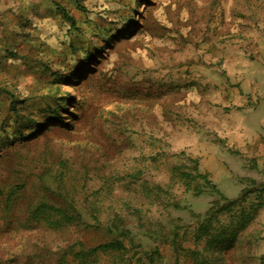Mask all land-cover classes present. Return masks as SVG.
<instances>
[{
    "label": "rangeland",
    "instance_id": "rangeland-1",
    "mask_svg": "<svg viewBox=\"0 0 264 264\" xmlns=\"http://www.w3.org/2000/svg\"><path fill=\"white\" fill-rule=\"evenodd\" d=\"M0 264H264V0H0Z\"/></svg>",
    "mask_w": 264,
    "mask_h": 264
},
{
    "label": "trees",
    "instance_id": "trees-1",
    "mask_svg": "<svg viewBox=\"0 0 264 264\" xmlns=\"http://www.w3.org/2000/svg\"><path fill=\"white\" fill-rule=\"evenodd\" d=\"M70 21L72 22V19H70ZM69 97V96H68ZM66 97V99L68 98ZM64 102L62 101V103L60 104L61 108H64ZM53 111H55L56 113V118L58 119H63V115H61V112H63L60 109H53ZM178 174H179V178L181 179V181L187 186L188 189H191V183L193 180L196 179H200V180H204V184L205 186H207L210 190H212L214 193L218 194V196L220 197V199H223V194L221 193V191L218 190V188L215 186V184L213 182H211L208 178H207V174L206 173H201L199 171V169H197L194 173L189 172V171H185V170H179L178 169ZM194 189H197V192H201L203 189L201 187H199V185L197 184ZM263 189V188H262ZM231 203V202H230ZM225 204V207H227L229 204ZM222 210V209H220ZM76 213H70L67 210L63 209V208H59L56 207L54 205H49V204H39L37 205L33 212L32 215L33 217L30 218V220L32 222H43L45 225H47L49 228L52 229H61L64 226L71 224L73 222H75L77 220L76 215H73ZM118 220H114V222L112 223L113 228H118V231L122 232V235L127 237L129 236L128 232H125V229H121V227L118 224H122V223H117ZM207 221V220H205ZM210 223V221H209ZM209 223H205L209 224ZM121 229V230H120ZM200 234L197 235V237L201 236L202 234H206L208 231L207 229H200ZM227 236V233H225ZM220 236L222 238L224 237V232H222L220 234ZM125 248V245L123 244V241H121L120 239L114 237L112 239H110L109 241H104L102 243H99L98 245L94 246L93 248H91L90 251H108V250H114V251H121Z\"/></svg>",
    "mask_w": 264,
    "mask_h": 264
}]
</instances>
